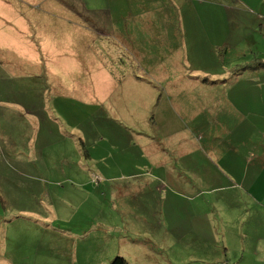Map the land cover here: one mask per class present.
Returning a JSON list of instances; mask_svg holds the SVG:
<instances>
[{
    "label": "rangeland",
    "instance_id": "1",
    "mask_svg": "<svg viewBox=\"0 0 264 264\" xmlns=\"http://www.w3.org/2000/svg\"><path fill=\"white\" fill-rule=\"evenodd\" d=\"M255 55L264 0H0V264H264Z\"/></svg>",
    "mask_w": 264,
    "mask_h": 264
},
{
    "label": "crops",
    "instance_id": "2",
    "mask_svg": "<svg viewBox=\"0 0 264 264\" xmlns=\"http://www.w3.org/2000/svg\"><path fill=\"white\" fill-rule=\"evenodd\" d=\"M144 24L146 25V23H144ZM149 27H150V29L152 28L151 23H149ZM145 29L147 30L149 28H147V26H145ZM115 35H118V32H115ZM214 46H215L214 44L209 43L208 50L209 51L215 50L218 57L222 59L224 56L223 51H221L217 48H214ZM134 57L138 61H143L144 59H148L145 55H140V54H136V55H134ZM252 58L253 57L246 59V61H244V63L252 62L253 61ZM262 59H264V58H262ZM213 69H216V71L213 75L217 76L221 72V70L224 68L215 66ZM263 70H264V67L254 68V67H247L246 66V68H244L243 71L238 72L235 75H238V74H241L245 71H248L249 74L247 75V77L253 79L254 84H252L251 86H249L247 88L246 87L238 88L237 90H236V86L233 85L231 87L226 88V91H225L226 99L229 102H231L232 104H234L239 110H241L243 112L250 108V102H252V101L255 102L256 108H254L253 111H258L256 115H261V119H262L261 121L259 120V123H256L257 126H260V125L264 126V84L261 83V82H264V72H262V73L256 72V71H263ZM134 72H136V71H134L131 68L126 70L127 75H133L134 76ZM101 73L104 77L108 78V80L113 82V84L111 86L112 87L111 90L114 91L115 88L120 87V81L119 82L114 81V79L116 78V75L111 70H109L108 68L105 67V68H103ZM235 75L233 76V78L236 77ZM136 76H138V75H136ZM204 79H206V78H204ZM226 80H227V77L213 78V79H210L211 84H206L202 87L203 90L208 94V100L205 103L206 107L216 105V103H217L216 102V96H215L216 91L223 86L222 83ZM194 88H197V87L194 86ZM228 89L230 90L231 96L227 95ZM209 98L211 100H209ZM221 99L224 100V98H221ZM194 117L195 116L192 115L191 119ZM182 134L184 135V137H179L177 140L179 144H184V146L181 147V149H182L181 155L178 157V160H179L178 166L180 168V167H184L188 164L189 166L194 168L196 158H193V157L198 153V151L189 152L190 150L185 148V142H190L191 139L185 140L186 134H184V133H182ZM208 158H209L208 161H210L211 158H215L218 161V160H220L221 156L219 154L210 153V154H208ZM229 160L232 162H235L236 166H234L232 168L230 167L229 169H226L229 173L224 168H222L223 169V171L221 170L222 177L220 179H223L225 181V183H226L225 185L232 184V176L233 175H231V173L234 172L233 174L238 178V181L243 182L242 177L239 175V168H240L239 161H237L236 158H232ZM158 164H159V162H158ZM187 171H188V168H187ZM183 172H186V170H183ZM209 177L211 179L210 175H209ZM171 203L173 205L178 204L177 200L174 199L173 197L171 198Z\"/></svg>",
    "mask_w": 264,
    "mask_h": 264
},
{
    "label": "trees",
    "instance_id": "3",
    "mask_svg": "<svg viewBox=\"0 0 264 264\" xmlns=\"http://www.w3.org/2000/svg\"><path fill=\"white\" fill-rule=\"evenodd\" d=\"M255 59H259L254 60ZM253 61L250 63H244L242 64L243 68L241 70H244V68L247 67H254V68H261L264 67V59H262L260 56L255 55L253 58ZM106 264H131L124 255L121 254H116L114 255L111 259Z\"/></svg>",
    "mask_w": 264,
    "mask_h": 264
}]
</instances>
